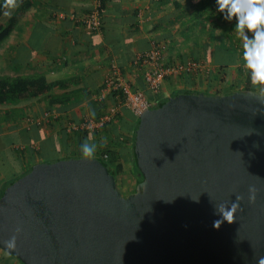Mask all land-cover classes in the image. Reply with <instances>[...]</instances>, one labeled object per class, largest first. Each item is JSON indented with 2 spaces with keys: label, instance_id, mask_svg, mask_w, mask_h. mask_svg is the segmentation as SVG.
I'll list each match as a JSON object with an SVG mask.
<instances>
[{
  "label": "water",
  "instance_id": "obj_1",
  "mask_svg": "<svg viewBox=\"0 0 264 264\" xmlns=\"http://www.w3.org/2000/svg\"><path fill=\"white\" fill-rule=\"evenodd\" d=\"M137 119L131 194L99 158L37 163L0 198V251L20 264H259L264 93L168 97Z\"/></svg>",
  "mask_w": 264,
  "mask_h": 264
},
{
  "label": "crops",
  "instance_id": "obj_2",
  "mask_svg": "<svg viewBox=\"0 0 264 264\" xmlns=\"http://www.w3.org/2000/svg\"><path fill=\"white\" fill-rule=\"evenodd\" d=\"M22 1L24 0H14L12 12L22 5ZM27 1L29 7L18 17L10 39L0 47V75L5 73L16 76L38 72L45 74L50 82H69L67 87L82 88L85 91L77 106H71L67 110L65 108L64 111L53 108L50 110V115L55 117L51 120L55 121L50 120L47 125L43 123L40 139L36 141L33 138L28 143L37 153L42 147L45 148L46 143L53 142L60 147L59 154L63 156L66 151L62 146L64 138L61 132H66L65 125L72 122L71 118L77 122L83 119L97 120L108 112L109 94L102 100L97 97L105 88L113 66L120 70L125 85L138 89L139 82L142 81V68L135 66V63L153 44L164 46L167 56L178 63L174 57L188 56L192 50L201 53L207 39L202 32L205 23L201 20L191 21L195 8L205 0H102V28L98 33H91L76 22L77 18L87 14L90 0ZM214 7L218 11L217 3ZM198 38L200 41H197ZM208 69L210 70V65ZM208 73L198 77L204 80V75ZM178 78H169L161 85L159 91L162 97L168 98L175 90L184 88L185 82ZM197 78L190 89L207 91V83L204 81L199 84ZM214 89L212 87L209 93L213 94ZM224 90L228 93L229 87ZM54 92L58 95L61 91ZM90 92V97H85ZM259 92L264 93V88L261 87ZM40 102L41 99L11 106L6 109V116L0 111V116L4 117L0 124V152L6 151L7 140L12 135L26 140L30 134L29 129L38 127L35 121L43 119V115L49 113ZM98 102H102L105 108L103 112H99ZM100 113L102 114L98 116ZM117 132L118 137L130 139V135L123 134L120 130ZM67 146L68 153L74 152L75 145L71 141L68 140ZM126 149L127 152L130 151V143L126 145ZM129 156H126L117 185H127L131 180L136 183L137 176L131 175ZM22 160L20 167L25 169L30 164V158ZM33 160H38L35 153ZM3 181L0 178V183ZM0 264L18 263L0 251Z\"/></svg>",
  "mask_w": 264,
  "mask_h": 264
},
{
  "label": "trees",
  "instance_id": "obj_3",
  "mask_svg": "<svg viewBox=\"0 0 264 264\" xmlns=\"http://www.w3.org/2000/svg\"><path fill=\"white\" fill-rule=\"evenodd\" d=\"M13 3L14 0H0V47L10 39L15 30V24L18 17L23 14V11H25V9L30 5L29 1L24 0L21 3L22 5L15 8V11L12 12L13 9L11 7ZM216 3L217 0H205L204 3L199 4V7L195 8V15L191 18L192 22L201 20L205 23L202 26V32L205 34L207 39L201 48V53L192 50L191 54L188 56L178 55L174 57L177 58L178 63L181 65L185 64L187 60H201L204 64L210 65V70L208 69L207 71L209 73L208 75H204V80L198 77V75L184 73L181 77H179L185 82L184 88L181 90H175L169 97H177L187 94L197 95L199 93H203L204 95L222 96L235 92H259L261 87L264 88V84L253 82L250 79V70L245 67V62L242 58V39L238 32L234 31L236 23L235 19L232 21L226 20L224 14L215 10L214 6ZM101 5L100 14L103 7L102 0ZM10 12H12L11 15L8 19H5L6 15ZM208 20L209 22H207ZM99 31L90 32L98 33ZM197 41H200V39L198 38ZM166 62L167 64L175 63L174 59H172L169 55L166 58ZM196 78L199 80V84H202L204 81L207 83V91L201 92L190 89L193 86L192 84L194 83V79ZM141 80L142 81L139 82L140 86L138 87V90L142 91L152 103L151 110L157 109L165 104L167 98L162 97L160 95V91L157 95H150L146 90L143 79ZM166 80H169V78L165 79V81ZM68 83L69 82L63 81L50 82L46 78L45 74L38 72L33 74H19L16 76L2 73L0 75L1 114L6 116L8 114L6 109H9L11 106H18L25 101H39L40 99L42 102L39 104H43L49 113L52 108L64 111L65 108L67 110V108L71 106H77L83 99V93L85 91L82 88L72 89L71 87H67L69 86ZM212 87H215V92L210 94L209 91ZM227 87H229L230 90H228V93L224 90ZM59 90L61 92L56 95L54 91ZM90 94L91 92L87 93L85 97L89 98ZM107 101L109 106L118 109V113L114 119L110 123L105 124L102 128L93 132L81 130L73 132L72 134H69V136L66 132H61V136L64 138L62 146L66 151L63 156H60L59 154L60 147H57V145L53 142L46 143L45 148L42 147L41 151L38 153L35 152L31 146L29 147L28 143L32 142L33 138L36 141L40 139V131L43 125L30 128V134L26 140H21L18 136L12 135L11 138L7 140L8 145L6 151L0 152V178L4 180L0 183V198L9 185L29 173L31 167L37 163L45 162L50 164L60 160L61 158L77 159L83 157L81 154V145L83 143L96 146L94 158H99L109 173L115 176L116 185L118 183L117 178L122 173V166L126 161L127 155H130L129 157L131 159V175L137 176L136 183L142 182V177H138L139 171L135 165L133 151L134 134L138 127V119L124 107V96L122 95L121 90L112 91L109 94ZM98 103L97 106L99 112H103L105 108L102 102ZM101 114L102 113L98 116ZM3 118L4 117L0 116V124L3 123ZM97 120L95 119V121ZM51 121L54 122L55 120ZM71 121L72 123H79L81 120L77 122L74 118H71ZM118 130H120L123 134L130 135V141L126 138L118 137ZM32 135L34 136L32 137ZM68 140L75 145V150L72 153L67 152ZM22 142L26 145L24 146ZM96 142H99V144H96ZM128 143H130V153L127 152L126 149V145ZM33 153L38 155L37 161L33 160ZM103 155H106L107 159H103ZM25 157L30 158V164L27 168L21 169V161H23L22 158ZM4 254L12 261L20 264L14 257L6 253Z\"/></svg>",
  "mask_w": 264,
  "mask_h": 264
},
{
  "label": "built area",
  "instance_id": "obj_4",
  "mask_svg": "<svg viewBox=\"0 0 264 264\" xmlns=\"http://www.w3.org/2000/svg\"><path fill=\"white\" fill-rule=\"evenodd\" d=\"M101 6V0H90L89 12L80 18H77L76 22L88 31H99L102 23L100 16ZM166 58L167 54L165 47L159 44H153L151 49L140 55L135 63V66L137 65L142 68L144 85L148 93L152 96L159 93L161 85L167 78H178L184 73L201 75L208 71V65L204 64L201 60H187L185 64L181 65L179 63L167 64ZM117 90L122 91V95L124 96V107L136 118L144 111L151 109L152 103L144 93L138 89L125 85L120 70L116 66H113L109 78L106 79L105 88L101 90L100 96L97 98L102 100L112 91ZM117 113L118 109L112 107L97 121L83 119L79 123L69 122L65 125L66 132L72 134L73 132L81 130L90 132L96 131L102 128L105 124L110 123ZM43 116V119L35 121L36 125L39 126L43 123L47 125L51 119L55 118L52 117L50 113H45ZM103 159H107V156L103 155Z\"/></svg>",
  "mask_w": 264,
  "mask_h": 264
},
{
  "label": "clouds",
  "instance_id": "obj_5",
  "mask_svg": "<svg viewBox=\"0 0 264 264\" xmlns=\"http://www.w3.org/2000/svg\"><path fill=\"white\" fill-rule=\"evenodd\" d=\"M218 11L228 21L235 19V29L242 39V58L245 67L250 70L253 82L264 84V0H217ZM96 146L88 143L81 145V154L86 159L94 158ZM250 193L254 189L249 190ZM239 197L231 208L221 209V219L213 222V228L219 230L227 222H234V214L240 210ZM19 232V229H17ZM8 249L15 248L16 238L5 242ZM259 264H264L261 258Z\"/></svg>",
  "mask_w": 264,
  "mask_h": 264
},
{
  "label": "rangeland",
  "instance_id": "obj_6",
  "mask_svg": "<svg viewBox=\"0 0 264 264\" xmlns=\"http://www.w3.org/2000/svg\"><path fill=\"white\" fill-rule=\"evenodd\" d=\"M111 107L112 106H110V108ZM129 181H130V179H129ZM127 185H128V187H127ZM127 185L126 184L122 185L121 183L118 184L117 188H118V190L120 191V193H121V195L123 197L132 193V191H133V189L135 187V182H133L131 180L130 182L127 183Z\"/></svg>",
  "mask_w": 264,
  "mask_h": 264
},
{
  "label": "flooded vegetation",
  "instance_id": "obj_7",
  "mask_svg": "<svg viewBox=\"0 0 264 264\" xmlns=\"http://www.w3.org/2000/svg\"><path fill=\"white\" fill-rule=\"evenodd\" d=\"M128 195L124 196V197H127Z\"/></svg>",
  "mask_w": 264,
  "mask_h": 264
}]
</instances>
